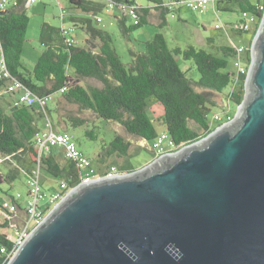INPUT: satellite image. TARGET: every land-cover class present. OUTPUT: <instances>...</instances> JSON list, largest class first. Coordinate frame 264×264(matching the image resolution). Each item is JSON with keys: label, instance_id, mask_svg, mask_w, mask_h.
I'll use <instances>...</instances> for the list:
<instances>
[{"label": "water", "instance_id": "95a60500", "mask_svg": "<svg viewBox=\"0 0 264 264\" xmlns=\"http://www.w3.org/2000/svg\"><path fill=\"white\" fill-rule=\"evenodd\" d=\"M233 120L78 184L7 264H264V20Z\"/></svg>", "mask_w": 264, "mask_h": 264}, {"label": "trees", "instance_id": "16d2710c", "mask_svg": "<svg viewBox=\"0 0 264 264\" xmlns=\"http://www.w3.org/2000/svg\"><path fill=\"white\" fill-rule=\"evenodd\" d=\"M115 1L131 3V0ZM148 1L150 5L142 4L140 8L137 24L127 27L126 17L120 19L126 32L149 22L152 9L158 11V26L163 28L168 24V14L178 7L170 9L165 0ZM69 2L85 14L96 13L104 7V3L98 0ZM215 5L219 11L261 16L254 0H217ZM26 8L25 0H16L0 13V38L5 61L10 72L35 94L40 97L60 94L56 108L47 104L49 115L51 112L59 128L63 123L67 128L89 123L87 118L73 113L68 115V119L58 117L60 104L64 101L78 106L79 111L89 110L103 120L118 122L129 133L153 142L159 132L148 108L150 100L156 99L164 107L160 121L180 148L200 140L225 121L212 124L211 115L215 112L212 107H217L219 102L216 94L229 89L224 105L228 108L231 105L237 108L244 99L245 76L235 75L233 58L237 50L230 43L217 44L215 51L195 44L171 46L166 35L157 32L144 42L142 49L130 48L132 58L126 63L116 49L112 33L95 25L88 16H71V20L86 31L83 44H78V40L69 44L62 27L43 23L41 42L44 49L30 69L22 59L29 24ZM240 33L243 32L238 30ZM207 41L212 42L213 37H208ZM180 58L193 60L200 73L199 79L187 75ZM245 62H250L249 53ZM83 78H94L101 84L84 85L81 83ZM3 81L0 79V87L4 85ZM2 95L0 92V153L12 158L9 161L12 166L5 172L0 170V185L4 182L12 184L21 175L26 176L24 170L29 171L38 161L34 138L43 128L40 119L45 116L40 106H17L9 102L6 108ZM85 134L93 140L98 138L95 128H86ZM130 147L129 140L122 134H115L110 141L104 140L101 144L100 163L117 155L125 158V162L118 166L122 171L135 170L128 159ZM56 152L53 149L41 156L42 168L52 177L67 181L70 187L78 185L81 181L79 169L69 159L62 164ZM22 160L27 165H23ZM9 225V220L0 217V264L8 263L1 247L12 248V241L8 238Z\"/></svg>", "mask_w": 264, "mask_h": 264}, {"label": "rangeland", "instance_id": "374dc122", "mask_svg": "<svg viewBox=\"0 0 264 264\" xmlns=\"http://www.w3.org/2000/svg\"><path fill=\"white\" fill-rule=\"evenodd\" d=\"M104 3V7L96 11V13L85 14L81 9L74 7L70 4L69 0H37L33 4L26 8V12L29 15V24L26 32V41L24 43V50L22 59L28 68L33 69L39 56L41 55L44 46L41 42V28L43 23L47 22L51 25L59 26L65 24L67 28H70V35L77 38L78 44L85 43L87 37L86 31L79 25H76L71 20V16H88L92 18L95 25L102 27L112 33L114 44L118 53L124 62L129 63L131 61L130 48L133 46L136 49H142L144 42L152 39L157 32H163L171 46L180 45L186 47L190 44H195L199 47H204L212 50H216L217 44L221 42L231 43L233 41L237 45L248 44L252 38V32L247 31L238 34V32H227L223 29L225 26L233 21H236L241 17L240 12H228L218 11L214 6V3L210 4L205 12H199L191 9L187 5H181L173 9L168 14L167 26L161 28L158 24L154 23L159 21L157 18L158 11L152 13L149 22L144 23L140 27L134 28L128 32L123 29L120 22L112 17L113 11H108L105 7V0H100ZM141 3H146L148 0H140ZM179 8V9H178ZM120 14L118 17H123L124 13L121 9H116ZM115 11V10H114ZM97 16L103 18L102 22L96 20ZM220 22L224 25L223 29H217L215 24ZM133 20L127 18V27L133 25ZM230 26L226 29L229 30ZM213 37V41L208 43L207 38ZM181 66L187 71V75L194 79H199L200 73L194 64L193 60H184L180 58ZM81 83L84 85L101 83L94 78H83ZM0 92H4L2 95L3 105L8 108L9 99H4L5 94L13 95L6 92L5 88H2ZM231 89V88H230ZM227 89L224 93H218L215 97L218 99V106L212 107V111L226 112L230 111V114L237 111L234 105L230 108L224 107L227 103ZM8 95V96H9ZM60 99V94L54 95L51 100L48 101V105L51 108H56ZM226 101V102H225ZM149 113L155 120L156 128L158 132L167 131L164 124L160 121L161 115L164 113L163 105L156 99H152L149 102ZM71 113L85 117L89 123L77 127L65 126V123L59 128L54 120L52 113L50 116L54 121L55 127L58 129L68 131L72 136L79 149L83 151L87 156L92 159V165L96 171L101 166H107L109 164H116L117 166L125 162V158L117 155H112L106 158L104 163H100L99 152L101 151V144L105 141H110L115 134H122L126 140L131 142L128 159L133 163L135 169H138L155 159V152L152 149V141H147L137 135L129 133L123 125L115 121H106L99 118L92 111L82 110L79 111L78 106L74 104H67L64 101L60 104V110L58 117H65L68 119V115ZM213 114V113H212ZM40 124L43 127L45 125V119H40ZM193 126H196L192 122ZM95 128L98 133V138L93 140L86 136L85 130ZM163 147L168 150L170 145L168 139L165 140ZM12 158L4 156L0 153V170L7 171L12 165ZM57 159L63 164L65 163V152H60L57 155ZM15 160V159H13ZM22 164L27 165V162L22 160ZM22 166L21 163H19ZM23 169H26L23 168ZM59 179L52 177L42 168V186L43 189L50 194L53 189L59 186ZM28 185L26 183V176L21 175L19 179L12 184L4 182L0 185V196H7L10 194H16L20 192L22 194V201L25 203L28 197ZM0 217L4 218L3 214Z\"/></svg>", "mask_w": 264, "mask_h": 264}, {"label": "built area", "instance_id": "2783aa9c", "mask_svg": "<svg viewBox=\"0 0 264 264\" xmlns=\"http://www.w3.org/2000/svg\"><path fill=\"white\" fill-rule=\"evenodd\" d=\"M37 0H25V5L28 7ZM257 7L260 9L261 16L244 12L236 21L224 25L220 22L215 24L217 29H223L227 32H252V38L249 43L237 45L231 41V45L236 48L237 54L233 58V66L236 77L245 76V82L249 73L250 65L253 61V46L252 41L256 33L260 30L264 20V0H254ZM217 0H165V5L173 9L175 6L187 5L191 9L199 12H205L210 4L214 3L216 7ZM16 3V0H0V13ZM105 7L108 11L121 9L123 16L131 18L135 24L140 21V8L142 7L140 0H131V3H119L115 0H105ZM217 9V8H216ZM218 10V9H217ZM219 11V10H218ZM96 20L102 22L103 18L97 16ZM229 30L226 29L229 27ZM66 35L69 44H74L77 38L70 35V28L65 24L61 25ZM249 53L250 62L247 63L246 55ZM0 79L4 80L2 88L6 92L13 94L11 101L12 105H34L40 106L45 112V125L36 134L34 141L38 149V161L28 171L24 170L26 175V183L28 185V197L25 203L22 201V194L20 192L7 196H0V214L10 221L8 227V238L12 241V248L8 250L5 246L1 247V252L6 255L7 261L13 257L18 248L25 242L30 234L39 226L45 219L47 214L77 185L70 187L65 180L59 181V186L48 194L42 186V161L41 156L53 149L62 148L65 152L66 159L72 160L80 171V183L90 182L97 178H112L124 175L128 172L122 171L116 164L101 166L98 171L92 165V159L81 151L73 139V136L65 130L57 129L54 121L47 110L48 101L53 96L40 97L30 90V88L15 77L9 70L5 61L2 41L0 38ZM0 87V90H2ZM2 92V91H1ZM239 106V105H238ZM237 106V108H238ZM236 113V112H235ZM235 114L231 115L230 111L224 113L215 111L211 115L212 124L216 122H230L233 120ZM168 139L169 149L165 150L163 144ZM152 149L155 152V157H161L168 152H173L179 147L173 142L167 131H162L152 142ZM79 183V184H80Z\"/></svg>", "mask_w": 264, "mask_h": 264}, {"label": "crops", "instance_id": "0c3cea01", "mask_svg": "<svg viewBox=\"0 0 264 264\" xmlns=\"http://www.w3.org/2000/svg\"><path fill=\"white\" fill-rule=\"evenodd\" d=\"M98 1H100V0H98ZM143 4V6H148V5H150V2L148 1V2H146V3H141V5ZM179 9V8H178ZM157 10H155V9H152L151 10V13H154V12H156ZM143 14V13H142ZM118 16H120V14L117 12V10H115V11H113L112 12V17L114 18V19H117L119 22H120V19L122 18V17H118ZM151 17V16H150ZM150 17H149V21H151L150 20ZM154 23H156V24H158V21H155ZM209 37H212V36H209ZM3 94H4V92H2ZM9 94H5V100L6 99H9V102H11L12 101V99H13V95H9ZM57 150V149H56ZM64 150L62 149V148H59L58 150H57V155L60 153V152H63ZM65 160H66V157H65Z\"/></svg>", "mask_w": 264, "mask_h": 264}, {"label": "bare ground", "instance_id": "6f19581e", "mask_svg": "<svg viewBox=\"0 0 264 264\" xmlns=\"http://www.w3.org/2000/svg\"><path fill=\"white\" fill-rule=\"evenodd\" d=\"M185 146V145H184ZM183 147V146H182ZM181 148V147H180Z\"/></svg>", "mask_w": 264, "mask_h": 264}]
</instances>
